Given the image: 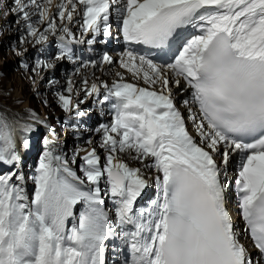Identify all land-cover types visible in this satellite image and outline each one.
Segmentation results:
<instances>
[{
	"label": "rangeland",
	"instance_id": "rangeland-1",
	"mask_svg": "<svg viewBox=\"0 0 264 264\" xmlns=\"http://www.w3.org/2000/svg\"><path fill=\"white\" fill-rule=\"evenodd\" d=\"M67 1H60V6L54 8L57 4L56 0H43L44 6L34 9L36 16L30 27L22 33L16 34L19 25L18 22L23 13L16 12L17 5L15 0H0V234L2 235L7 232V228L4 225H8L9 222L8 214L10 208L8 202L9 195L11 196L10 192L12 191L16 192L14 198L16 199L17 197L18 199L14 203L17 205V210L16 212L14 211L16 214L14 213L13 215V223L22 231L26 225L23 212L29 207L28 195L34 200L35 207L41 214L47 209L44 212V216L50 219L51 228H49L50 226H46L43 220H41L45 234L52 230L53 235H55V227H58L60 224L61 228L63 224L61 220L66 215V205L62 201L65 202L64 197L66 196H63L61 192L68 194L67 196L71 200L76 199L74 202H77L78 209L76 213L75 211L73 213L74 220H77V217L80 215L82 218L87 219L91 216L92 212L96 216L93 219H99L100 212L104 216L102 221L105 220L107 216L103 212L102 206V202H105L103 182H108L109 180L108 175L113 166L111 156L116 151L127 153L129 150H132L133 155L138 152H142V154L147 153V149H144L133 140L128 138L124 140L126 136L113 123L114 120L109 113L110 107L107 99L110 98L108 94H116L119 92L117 87L113 88L110 93L92 95L91 86L93 84H101L103 81L113 83L116 80L111 78V76L108 78L103 77L105 70L101 54L107 51L106 46L103 47V51L100 54H94L99 46L96 47L89 44L91 43L89 40H92V38L86 35L85 25L80 23L79 26L73 28V25L79 19L74 20L71 15L78 12L76 10L78 6L75 10L72 7L78 5V0H74L71 4L72 7H66V4H68ZM34 32L37 33V36L33 38L31 34ZM118 39L122 41L121 37ZM65 41L78 44L79 47L91 52L94 57L89 60L78 59L77 54L72 55L70 52V45L72 46V44H68ZM119 48L120 46H115V49ZM108 50L109 52L112 51L110 48ZM36 82L41 86L61 84L57 88L59 96L56 97V100L57 98L58 100L55 105V108L59 111L74 106L70 103V98H73L74 101L80 104L79 109L84 114L82 122L60 114V128L63 129L61 136L64 133L66 138L71 137V141L70 143L68 142L69 144L67 146L68 152L71 153V151H74V154H76L79 149H88L89 151L88 155L84 157L78 154L75 157L73 155L69 156V159L63 157V160L68 165H71V167L67 166L70 174L73 175L74 173L73 176L78 179L79 183H83L80 189H77L75 187L76 185L58 170L54 161L56 157L48 152L47 145L43 141L44 136L39 130L38 124L43 120L41 119L43 104L48 107L47 103L54 97L47 96L41 98L39 94H35L34 96L32 89ZM27 84L31 89L26 93L24 92V87ZM172 86L175 89V83ZM189 94L190 92H188L187 96ZM174 95L175 93L172 92V96ZM62 97L68 99L62 100ZM172 100V103H175L176 99L172 98ZM187 101H190V99ZM132 103L136 102L132 101ZM6 110L10 114L5 113L4 111ZM48 117L50 118L51 115H48ZM189 117L188 115L186 118L187 125L191 123V118ZM45 123L48 122L45 121ZM74 128L76 129L75 134L70 133V129ZM65 129L67 130L64 132ZM188 129H190L189 125ZM117 131H119L118 143L107 148L108 153L102 146L106 143L108 135L117 134ZM96 134H98V137ZM99 140L100 142L97 143ZM16 147L20 150L22 148L23 155L20 154V156L23 161L19 160ZM126 155L129 156V153ZM149 155L151 156V162L155 165V167L153 166L154 168L152 167L155 170L153 174L160 175V168L155 164L154 155ZM223 157L224 153L220 158L223 159ZM118 158L126 162L131 161L125 155L118 156ZM236 162H233V171L236 167ZM221 163H219L220 167ZM92 168L95 169V172H92ZM120 170L126 176L125 184L120 189L111 183L109 192H113L116 195L122 193H125V195L128 194V202L130 200L133 202L140 187L134 188L131 186V180L129 179L131 176L129 173L123 167ZM128 170L132 171L133 169L130 168ZM234 175V173L231 174L230 179L220 176L222 178L221 182L226 183L227 188L230 190H227V193L230 199L231 209L233 208L231 204H235V200L231 194ZM74 183L78 184L76 181ZM84 186L88 187L83 190ZM26 189H28V192ZM91 190L94 191L93 195L87 192H91ZM89 194L93 197V204L83 198V195L90 198ZM50 196L51 199H49ZM116 197L119 198L118 196ZM48 199L50 200L49 204ZM86 203L93 205V211H91L92 208H88L85 205ZM122 210L123 206L121 205H118L117 208L109 207L108 210L119 224H121L120 214L124 213ZM48 218H44V220ZM97 223L99 222L92 223V220H90V225H96ZM95 227L98 229L92 230L91 233L99 235L102 238L103 235L101 232H104V230L99 224ZM86 229L88 230L87 232L90 231L89 227ZM235 229L238 231L240 228L236 226ZM121 230L120 228L119 233H122L125 238V231ZM243 238L246 239L244 236ZM47 247L49 245L43 242L41 244L42 249L40 250V254ZM35 252H37V249ZM49 252L47 251L46 253L47 258L49 257ZM63 253L65 252L61 251V254ZM252 261H258V258H255L254 255ZM35 262L31 261L23 264H35ZM39 263L47 264L45 262ZM57 263L59 264L58 259L54 258V264ZM70 263V258L68 257L67 264ZM114 263L116 264L117 262H111L110 264Z\"/></svg>",
	"mask_w": 264,
	"mask_h": 264
},
{
	"label": "bare ground",
	"instance_id": "bare-ground-1",
	"mask_svg": "<svg viewBox=\"0 0 264 264\" xmlns=\"http://www.w3.org/2000/svg\"><path fill=\"white\" fill-rule=\"evenodd\" d=\"M60 1L64 0H56L57 4L54 6V8H58L60 6ZM91 1L94 0H78V5L72 7L71 4L74 2V0H68L66 7H72V9L75 10L78 6V9H76L78 12L71 14L74 20L79 19L78 22L73 25V28L79 26L80 23L85 25L86 35L89 38H92V40H89L91 41L89 44L96 47L99 46L94 54H100V52L103 51V47L106 46L107 51L101 54V57H103V66L105 70L103 77L108 78L111 76V78H114L116 81L113 83H106V81H103L101 84H93L91 86L92 95L95 96L101 95L103 93H110L113 88L117 87L119 92L116 94L124 95L130 98L131 101H136V103L140 105L144 104V106L153 113L155 120L159 123L161 120L167 121L169 126L175 131V134H177L189 146L194 157L201 160L206 159L209 161V166H211V164L213 165L212 172L216 176L221 175L224 178H231V174L234 173V177H242L250 183L254 194L258 193L264 187V152L249 155L248 161L246 163L240 164L237 171H233V162L240 157H242L244 160L246 155L245 150L239 145H233L225 142V140L219 134L215 133L203 121L201 115L198 112V108H196L191 101H187L189 100L187 95L190 91V87L184 82L186 77L181 74H175L174 70L169 66L140 58L121 49L122 41H120L118 38L121 37L122 39L123 36L126 41H131L135 36L137 26L141 25L142 22L149 16L159 11L163 7L187 0H99L100 8L93 7L91 5ZM205 1H208L210 4H216L221 0ZM15 3L17 5L16 12L23 13L19 19L18 30L16 31V34H20L30 27V25L33 23V19L36 16L34 9L44 6V2L43 0H15ZM81 10H83V12H81ZM229 19L230 18H228V20ZM259 28H261V26H258L255 30H259ZM31 36L34 38L37 36V33L34 32L31 34ZM110 36H113L116 40H110ZM205 37V41L202 42L203 45L210 37L209 33ZM98 38L99 40H97ZM115 46H120V48L115 49ZM109 48L112 49V51L109 52ZM198 57V55H194L192 57L193 61L198 59ZM179 67L182 66L179 64ZM185 75L187 76V73ZM173 83H175V89L172 86ZM34 84L35 85L32 89L34 96L35 94H39L41 98H45L47 96L54 97L47 103L48 107L43 104V113L41 119L48 122V120L51 119V117L49 118L48 115L60 116V114H62L80 122L83 121L84 114H82V111L79 109L80 104L74 101L73 98H70V103L74 105L73 107L64 109L63 111H59L55 108L58 100V98L56 100V97L59 96V91H57V88L60 87L61 84L57 83L46 86H41L38 82ZM30 89V86L27 84L24 87V92L27 93ZM172 92L175 93L174 96H172ZM172 98L176 99L175 104L170 103ZM67 99L68 98L66 97H62V100ZM139 100L143 101V103ZM159 106H169L174 108L175 112H172L171 114H163L162 112L158 111ZM4 112L10 114L8 110ZM188 115L190 116L189 118H191V123H188L190 129H188V125L186 124V118ZM75 131L76 129L74 128L70 129L69 132L75 134ZM117 132V134L114 133V135H108L106 143L102 146V148H104V150L108 153L109 151L107 148L114 145L115 143H118L119 131ZM96 136L98 137V134H96ZM125 136L126 137L124 140H127L129 136L127 134H125ZM70 138L71 137L66 138L64 133L62 136L59 135L58 131L55 130L54 127L47 129V142L49 139L53 140L54 143L52 144V147L55 149V153L58 154L59 157L68 158L72 155L75 157L76 154L79 156L81 155L82 157L88 155V149H79L78 153L76 154H74V151H71V153L68 152L67 146L71 141ZM99 142L100 140L97 141V143ZM212 149H215V151ZM127 153H129V156L126 155ZM127 153L116 151L114 155L111 156V161L113 162L111 170H120L121 167H123L124 170L131 176L129 179L131 180V186L134 188L140 186L141 190L155 185V180L159 175L153 174V171L155 170H153L152 167H155V165L153 162H151V156L149 155L152 154V151L148 149V154H142V152H138L133 155L132 150H129ZM223 153L224 157L222 159L220 156ZM121 155H125L126 157L130 158L131 161L126 162L122 159H119L118 156ZM220 162L222 163L220 167V173L218 174L216 169ZM64 164H67L65 160ZM129 167L133 170H128L130 169ZM59 168L62 171L64 170V166L60 163ZM208 170L210 172L211 168H208ZM243 170H247L248 176L242 174ZM161 173L162 171H160V174ZM224 188L225 198L227 199L228 197L226 190H230L227 188L226 183H224ZM68 193H70V191H68ZM231 207H233L231 210L234 220H236L237 224H240L239 214L234 209L239 208L240 205L235 203L231 204ZM124 214L125 212L121 213L120 215L123 216ZM238 232V239L243 248L242 255H247L248 264H264L260 260L252 261L253 256H256L257 251L250 247V243L247 239L243 238V231L239 229ZM245 249H247L248 253L245 252ZM46 253L47 250H44L41 251L40 254V259L44 258L42 261L43 263L48 259Z\"/></svg>",
	"mask_w": 264,
	"mask_h": 264
}]
</instances>
